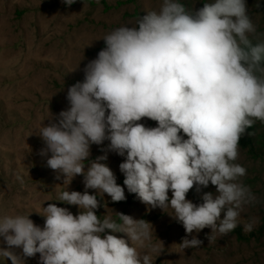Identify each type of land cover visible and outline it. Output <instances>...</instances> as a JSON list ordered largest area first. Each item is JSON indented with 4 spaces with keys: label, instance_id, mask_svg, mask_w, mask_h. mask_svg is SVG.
I'll return each mask as SVG.
<instances>
[{
    "label": "clouds",
    "instance_id": "1",
    "mask_svg": "<svg viewBox=\"0 0 264 264\" xmlns=\"http://www.w3.org/2000/svg\"><path fill=\"white\" fill-rule=\"evenodd\" d=\"M63 2L71 6L76 0ZM255 32L245 0H212L195 12L178 0H163L159 11L103 37L106 46L84 67V81L68 88L69 108L40 127V155L49 157L57 179L63 175L65 183L82 175L85 189L121 202L125 187L101 162L106 154L85 167L90 146L110 141L109 151L126 155L119 165L124 186L142 203L172 209L186 234L205 228L231 233L243 206L254 199L240 180L246 169L234 163L239 141L256 120L264 122V42L252 43L249 34ZM143 118L158 126L146 127L139 123ZM209 184L215 196L203 193L199 205L186 198L194 186L199 192ZM57 201L81 211L73 215L49 203L42 228L30 214L0 218L7 245L0 258L24 264L10 250L19 248L25 258L39 254V264H152L125 239L105 234L124 232L142 247L151 237L144 220L122 213V224L101 220L97 196L88 191L65 190ZM252 228L244 225L245 231ZM201 244L195 236L181 242L184 249Z\"/></svg>",
    "mask_w": 264,
    "mask_h": 264
},
{
    "label": "rangeland",
    "instance_id": "2",
    "mask_svg": "<svg viewBox=\"0 0 264 264\" xmlns=\"http://www.w3.org/2000/svg\"><path fill=\"white\" fill-rule=\"evenodd\" d=\"M178 2L187 11L195 12L212 0ZM162 3L163 0H76L67 6L63 0H0V218L30 214L29 218L42 228L45 217L41 214L49 203L68 208L73 215L81 211L78 206L57 201L60 193L88 191L97 196L100 206L95 211L101 220L108 217L122 224L118 215L122 213L149 224L151 237L142 247L124 232L105 230V234L125 239L141 255L148 254L152 264H264V148L254 145L251 150L245 145L251 138L249 128L239 141L234 163L246 169L240 180L250 188L254 199L243 206L238 226L225 236L211 234L210 228L189 235L172 216V209L151 208L139 198L129 204L125 177L119 168L126 155L109 151L110 141L90 146L85 167L106 154L107 160L101 162L111 168L117 184L125 187L126 199L121 202H113L106 193L85 189L82 175L68 178L65 183L63 175L57 179L59 174L47 166L49 157L40 155L45 147L38 135L40 127L55 122L58 114L69 108L68 88L84 81V67L106 46L103 37L120 26H134L139 16L159 11ZM245 3L256 27L249 38L253 44L264 42V0ZM139 123L150 128L158 126L148 118ZM254 124V135L262 134L264 122L256 120ZM205 192L217 194L215 186L209 184L199 192L194 186L186 198L199 205ZM168 195L171 199V191ZM248 223L253 224L251 231L244 229ZM193 236L202 244L184 249L182 240ZM6 247L0 237V248ZM10 250L21 256L24 264H39V254L25 258L21 249ZM0 264L12 262L0 258Z\"/></svg>",
    "mask_w": 264,
    "mask_h": 264
},
{
    "label": "trees",
    "instance_id": "3",
    "mask_svg": "<svg viewBox=\"0 0 264 264\" xmlns=\"http://www.w3.org/2000/svg\"><path fill=\"white\" fill-rule=\"evenodd\" d=\"M79 1H85V0H79ZM91 2V0H89ZM255 45V44H254ZM262 66H264V60L261 61ZM256 125L253 124L252 127H250L248 129V131L250 132V139H248L247 143H245V145L250 146V149L252 150L254 147V145H261V147L264 148V132L262 134H259L257 136H255V132H256ZM138 199V197L135 194H131L129 193L128 195V203L131 204L133 202H135ZM262 231L264 232V226L262 227Z\"/></svg>",
    "mask_w": 264,
    "mask_h": 264
}]
</instances>
